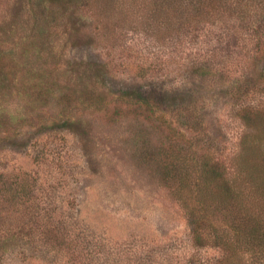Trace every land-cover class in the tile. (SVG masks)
<instances>
[{"label": "rangeland", "instance_id": "obj_1", "mask_svg": "<svg viewBox=\"0 0 264 264\" xmlns=\"http://www.w3.org/2000/svg\"><path fill=\"white\" fill-rule=\"evenodd\" d=\"M145 1L127 0L121 12L103 0H0V174L37 190L0 225V264L220 258L195 243L175 184L164 179L166 133L120 99V86L142 75L156 91L162 86L195 116L201 146L233 170L245 132L238 98L264 96L254 71L264 0L245 4L247 27L223 11L178 32L172 16L150 20ZM169 103L159 110L170 117ZM255 202L264 219V201ZM42 226L53 227L41 234Z\"/></svg>", "mask_w": 264, "mask_h": 264}, {"label": "trees", "instance_id": "obj_2", "mask_svg": "<svg viewBox=\"0 0 264 264\" xmlns=\"http://www.w3.org/2000/svg\"><path fill=\"white\" fill-rule=\"evenodd\" d=\"M103 1L114 8L117 3L121 12L128 7L127 0ZM130 1L136 3V0ZM249 1L255 4L253 0H150L145 1V10H148L145 13L161 25L172 16L179 23L177 32L183 28L193 30L204 21L209 24L223 11L237 15L236 21L243 23L241 27H247L250 20L245 4ZM39 2H35L36 5ZM92 3L95 6V2ZM260 21L256 23L264 29V21ZM260 41L254 71L262 82L264 66L260 68L259 63L264 64V38ZM145 79L142 75L133 82L124 83L120 86L119 97L125 104L154 119L156 128L166 133V146L160 151V167L164 179L175 184V195L181 202L195 243L218 249L221 256L216 264L264 262V219L257 207H253L257 205L255 201H264V96L251 104L238 98L240 102L235 113L245 132L242 131L237 151L230 158L231 170L213 151L201 146V129L195 127L196 118L190 114L191 110L187 113V106L183 108L177 98L170 100L162 86L156 91L153 82L150 84L152 80L146 82ZM166 99L171 101L170 117L159 110L160 103H168H164ZM177 122L184 131L176 126ZM6 177V173L0 174V225L8 222L10 214L19 213V205L32 202L37 192L32 186L34 181L25 180L19 184ZM52 227L42 226L40 233L49 234Z\"/></svg>", "mask_w": 264, "mask_h": 264}]
</instances>
